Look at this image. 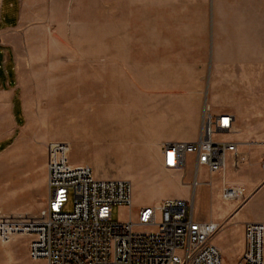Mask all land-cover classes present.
Masks as SVG:
<instances>
[{"label":"rangeland","instance_id":"1","mask_svg":"<svg viewBox=\"0 0 264 264\" xmlns=\"http://www.w3.org/2000/svg\"><path fill=\"white\" fill-rule=\"evenodd\" d=\"M54 4L62 14H68L64 26L50 28V51L57 57L52 63L63 70H27V60L22 58V70L14 71L17 91L0 87V98L7 104L11 91L16 93L12 115L8 105L0 111V220L44 218L47 146L66 143L69 161L73 153V139L61 124V113L66 108L62 97L67 83L68 98L75 103L76 70H118V75L121 70L208 72L219 65L222 46L236 45V40L246 60L264 59V0H58ZM12 72L0 70V83L4 77L12 79ZM18 97L22 98L23 117ZM120 100H126L124 92ZM254 103L264 105L258 99ZM68 119L75 120V115ZM254 125L264 134V122ZM61 136L66 141H60ZM86 158L92 160L88 162L94 173L131 181L132 213L138 206L157 205L165 199L192 200L195 218L209 220L224 212L217 222L219 234L226 229L228 219L244 214L242 208L249 199L244 192V202L221 200L220 186L236 178L232 170L223 177L201 172L200 185L192 194L189 163L175 175L159 167L152 156L146 159L127 151H117L110 157L112 161L96 155ZM70 209L71 202L65 210ZM128 219V209L113 208V221ZM27 242L22 236L0 242V264H46L28 259ZM212 245L226 248L221 253L222 264H236L228 242L215 237Z\"/></svg>","mask_w":264,"mask_h":264},{"label":"crops","instance_id":"2","mask_svg":"<svg viewBox=\"0 0 264 264\" xmlns=\"http://www.w3.org/2000/svg\"><path fill=\"white\" fill-rule=\"evenodd\" d=\"M57 1L0 0V70L13 71L12 79L4 77L0 87L17 91L14 71L22 70V58L27 60V70H63L52 63L57 57L50 51V28L64 26L68 16L67 12L58 11L54 4ZM220 54L219 65L216 63V68L212 66L208 72L121 70L118 75V70H76V100L75 103L69 100L67 83L62 97L66 108L61 113V124L73 139L72 165L92 168L88 162L92 160L86 156L96 155L112 161L110 157L121 150L146 159L152 156L160 167L161 144L197 140L206 108L214 115L231 116L232 128L224 136H231L226 141L236 143L237 147L227 156L223 176L232 170L236 178L224 184L242 188L249 199L242 208L244 214L234 218L236 213L228 219L226 229L213 236L211 243L215 237L228 242L237 261L243 251L244 224L264 223V173L260 167L264 158V134L257 132L254 125L264 122V105L254 103L255 99L264 102V59L246 60L241 55L239 40L236 45L222 46ZM14 91L9 104L0 98V111L9 106L11 112L16 99ZM122 92L126 94L125 101L120 100ZM21 100L18 97L16 101L23 117ZM73 115L75 120H69ZM65 138L59 137L60 141H66ZM191 159L188 156L189 165ZM94 174L107 179L101 173ZM139 207L142 206L136 208ZM223 214L209 220L218 222ZM217 249L220 253L226 251L224 246Z\"/></svg>","mask_w":264,"mask_h":264},{"label":"built area","instance_id":"3","mask_svg":"<svg viewBox=\"0 0 264 264\" xmlns=\"http://www.w3.org/2000/svg\"><path fill=\"white\" fill-rule=\"evenodd\" d=\"M232 117L214 115L206 108L201 130L193 142L161 144V165L183 171L191 156L192 194L200 185L199 174H221L236 143L216 140L232 128ZM264 173V158L261 160ZM46 214L43 219L0 220V242L15 236L27 238L31 261L46 264H222L220 251L211 239L220 224L198 221L194 207L180 199L133 209V186L127 179L97 178L89 165H72L69 147L56 142L47 146ZM224 202H244V191L222 184ZM71 202V209L65 210ZM114 207L126 208L129 219L113 221ZM243 251L236 264H264V223L243 226Z\"/></svg>","mask_w":264,"mask_h":264}]
</instances>
